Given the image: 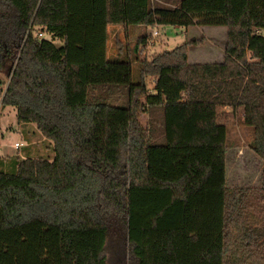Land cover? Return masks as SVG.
<instances>
[{
    "label": "trees",
    "instance_id": "1",
    "mask_svg": "<svg viewBox=\"0 0 264 264\" xmlns=\"http://www.w3.org/2000/svg\"><path fill=\"white\" fill-rule=\"evenodd\" d=\"M118 24L225 26V56L190 62L193 39L148 58L144 35L134 77L108 55ZM1 73L54 154L0 158V264H264V181L229 188L226 167L238 112L264 159V0H0ZM147 77L181 101L148 100Z\"/></svg>",
    "mask_w": 264,
    "mask_h": 264
},
{
    "label": "rangeland",
    "instance_id": "2",
    "mask_svg": "<svg viewBox=\"0 0 264 264\" xmlns=\"http://www.w3.org/2000/svg\"><path fill=\"white\" fill-rule=\"evenodd\" d=\"M181 0H153L154 5L176 7ZM121 26V25H119ZM111 28V37L108 45V55L124 57L126 53H130L133 59V75L136 77V67L138 64L134 58V48L138 43L139 35L148 31L153 32L157 28L158 34H148L149 42L147 43L144 55L152 58L155 54L164 51H170L179 45L196 39L198 42L189 47V61L193 63H212L223 59V51L227 42V27L225 26H204L191 25L174 26H135L138 28L128 31L127 27ZM42 37L50 38V34L43 31ZM136 35V37H135ZM59 45L61 40L57 39ZM121 53L117 54L118 51ZM0 81L3 84L8 82L6 73L0 74ZM147 84L152 94H156L155 98L148 100H159L164 102L176 103L181 101V95L175 96L171 93L173 90L170 86L164 85L163 93L154 90L155 81L151 77H147ZM182 87V86H181ZM183 88V87H182ZM181 91H184V88ZM119 97H117L118 99ZM119 102V101H118ZM148 115H143V120L146 121ZM168 130H173L175 133L179 131V123L177 117L168 118ZM254 137L253 129L244 123L242 114L238 112L234 119L228 124L227 136V186L229 188L237 187H254L259 188L264 181V159L261 158L250 146ZM174 140H180L176 138ZM172 141L169 139V142ZM16 142L20 143V147H16ZM30 149V150H29ZM49 141L36 128L35 125H23L19 122L17 109L15 106H3L0 99V158L8 159L16 156L26 155V151L36 156H53ZM251 212L250 221L252 224H261L264 221V197L251 198L248 209ZM108 264H118L114 254H110Z\"/></svg>",
    "mask_w": 264,
    "mask_h": 264
},
{
    "label": "crops",
    "instance_id": "3",
    "mask_svg": "<svg viewBox=\"0 0 264 264\" xmlns=\"http://www.w3.org/2000/svg\"><path fill=\"white\" fill-rule=\"evenodd\" d=\"M179 4V3H178ZM175 6H177V5H175ZM119 25H121L122 27H124V25H122V24H118V25H109V32H111V28H114V27H117V26H119ZM121 26H119V27H121ZM126 27V26H125ZM128 28V30H127V32L128 31H131V29H134V28H132L131 26L130 27H127ZM137 29L138 28H135L134 30H135V32L137 31ZM155 31H157V28H155L154 30H153V32H151V31H148V32H146V33H143V34H141V35H139L138 37H136V35H135V37H136V39H139V37H142V36H144V35H148V34H154V32ZM155 35V34H154ZM110 37H111V33H110ZM147 43H152V42H149V41H147ZM225 49H226V45H225ZM225 49H224V51H223V59H224V56H225ZM122 52V50H120V51H118L117 52V54H119V53H121ZM222 59V60H223ZM222 60H219L218 62H221ZM185 95L183 94V97H184Z\"/></svg>",
    "mask_w": 264,
    "mask_h": 264
},
{
    "label": "built area",
    "instance_id": "4",
    "mask_svg": "<svg viewBox=\"0 0 264 264\" xmlns=\"http://www.w3.org/2000/svg\"><path fill=\"white\" fill-rule=\"evenodd\" d=\"M43 31L39 32V36H43ZM154 34H158V31H155ZM15 146L18 148L20 147V143L19 142H16Z\"/></svg>",
    "mask_w": 264,
    "mask_h": 264
}]
</instances>
